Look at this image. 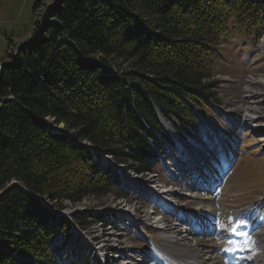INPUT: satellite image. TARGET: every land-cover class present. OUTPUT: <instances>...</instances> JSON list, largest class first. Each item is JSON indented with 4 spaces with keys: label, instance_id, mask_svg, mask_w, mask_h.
I'll use <instances>...</instances> for the list:
<instances>
[{
    "label": "trees",
    "instance_id": "obj_1",
    "mask_svg": "<svg viewBox=\"0 0 264 264\" xmlns=\"http://www.w3.org/2000/svg\"><path fill=\"white\" fill-rule=\"evenodd\" d=\"M34 15L0 82V192L17 181L0 193V264H61L70 220L43 199L62 208L122 194L97 148L154 169L160 136L171 139L158 110L191 130L190 103L214 96L221 38L264 33V0H35ZM91 216L73 214L83 224Z\"/></svg>",
    "mask_w": 264,
    "mask_h": 264
},
{
    "label": "rangeland",
    "instance_id": "obj_2",
    "mask_svg": "<svg viewBox=\"0 0 264 264\" xmlns=\"http://www.w3.org/2000/svg\"><path fill=\"white\" fill-rule=\"evenodd\" d=\"M34 5L35 0H0V63L6 59L7 52L9 51L10 37L15 41V43L12 45V50L15 51L17 45L20 42L27 40V38L32 35L35 27ZM40 17L41 12L39 10L37 11L36 18ZM263 38L264 35L260 39V41L255 42V39L252 35L248 33H241L237 30H232L231 33L223 36L219 41L220 52L215 57L212 65V79L217 81L213 88V94L214 97H216V99H218V101L220 102L221 107L215 108L208 104H204L202 109L205 113L209 114L211 118H217L221 122L224 121V124H227L226 126H229L231 124L227 120L224 111L236 109L240 114H242L244 106L249 102L246 91L248 88L253 89L258 93L260 92V100L257 105L259 107V110L263 112L264 118V84L258 81L260 79H264V48L260 47V45L263 44ZM10 59L11 58H7L6 60ZM121 66L125 65L122 64ZM114 68L118 69L119 65H114ZM260 107L263 110H261ZM54 127L58 130H62L64 124H55ZM254 127L255 126L251 125L239 127V129L229 127L234 136L235 144L237 145V147H241V151L238 149V152L244 153L238 159L233 168V177L230 178V190L226 195V200L223 198V204L225 206L223 209L225 212L229 210L230 215L235 216L236 213L245 210L246 214L248 215H243L245 213L243 211V214H238V218L236 217L235 220L233 219L232 222H229L228 226H237L241 224L242 229V222L250 221L254 223V225L250 228L253 232H255L257 228H259V226L261 227V229H264V130L261 128L259 129V127H257V129H253ZM186 142L189 141L186 140ZM124 169H126V172H129L131 176L137 175L132 171H128L127 168ZM141 179H143V182L145 184L148 183L146 180L148 179L147 177H141ZM169 180H171V178H169ZM225 189H227L228 191L229 187H226ZM227 191H225V193ZM129 195V199L122 198V200H116V198L114 199V194L112 193H109L102 198L90 196L84 199L83 202L79 203H74L66 200L62 206L64 208H56L58 210L72 211L73 214H82L83 212H90V210H93L95 208L101 209L97 211L106 210L104 208L118 209L119 206L130 208L133 202L144 201L143 199L139 200L141 196H137L136 191L130 193ZM184 196L182 197L183 200ZM46 199L45 201L52 205L51 209L53 207L55 209V206L53 205L54 201L49 200V198ZM168 199V201L176 205H178V201H180L179 197H169ZM184 201L186 202V200ZM250 203H254V205H257L256 207H258L261 212L255 211V206L250 205ZM137 204L138 203H136V205ZM240 215L242 218H239ZM95 218L96 217H93V219H88L89 222L86 221L84 225L85 227L82 225V227H84L83 229L86 232V235L90 237L93 244L99 239L92 236L100 234L102 235L109 232L108 234L115 237L114 234L119 233L127 236L125 241L129 239V242L131 244L128 246L129 248L132 247L133 244H135L139 246V248L143 247L147 250L148 241L145 240L143 236H140L139 229L137 227L135 229H130L127 226L126 221V223H119V225L115 226L117 230L110 227L102 229L101 226L103 227V225H98L100 224V219L97 218L99 221H96ZM249 218L252 219L250 220ZM256 223L259 225H257ZM73 224L80 225L79 222H74ZM128 225H130L129 222ZM167 225L168 224L166 223V226ZM90 229L95 230V234H91ZM233 229V227H230V231L228 232H231ZM241 233L243 234L242 240L248 238V241L252 244L253 240L250 238V235L245 232L244 229L241 230ZM157 235L160 236L161 232H158ZM224 237L227 238V236ZM231 239L229 241H231ZM221 240H224V238ZM59 241H62L61 237H59ZM63 243L64 245L62 247L64 259L61 264H69L68 261L71 258H74L73 260H77V255L75 256L74 253H70V245L68 244V242L65 241ZM80 244L81 243H77L78 246ZM125 244L127 243H124V246ZM101 248L98 249V254L103 253L105 256H107L108 254H112L109 245L102 250ZM88 253L90 254V250ZM126 253H128V255L130 256L133 255L137 257V254L132 251H127ZM121 261L122 259L118 258V264H121ZM126 261L127 260H125L123 263H126Z\"/></svg>",
    "mask_w": 264,
    "mask_h": 264
},
{
    "label": "bare ground",
    "instance_id": "obj_3",
    "mask_svg": "<svg viewBox=\"0 0 264 264\" xmlns=\"http://www.w3.org/2000/svg\"><path fill=\"white\" fill-rule=\"evenodd\" d=\"M263 42H264V39H263ZM260 47L264 48V43L261 44ZM258 81L264 84V79H260ZM246 91H247V96L249 98V100H248L249 102H248V104H246L244 106V109H243L244 116H243V118L245 119L246 122L248 120L249 121H254L255 118H258V119L261 118L260 120H264L263 112L259 110V107L257 105V103L260 100L259 99L260 92L258 93L255 90L249 89V88ZM252 91H254V92H252ZM261 107H260V109H261ZM261 110H263V109H261ZM263 125H264V122L262 123V126ZM237 126H238V121L233 123V127H237ZM254 128H257V127H254ZM177 171H180V170L177 169ZM126 180H127V184L128 185H131V183L133 182V178L131 177V175L126 176ZM150 180L153 183L156 182L153 177H150ZM228 182L226 183V185L224 187L223 193H225V191H227V189H225V188L229 187ZM207 190H210V189H206V191ZM148 191L149 190H146V189L142 188V189L139 190V194H140V192L148 193ZM163 191L168 193V192H172V191H175V190L173 188L168 187V188H163ZM133 194H131V195H133ZM199 194H201V193L198 192V191H195L194 193H190L191 201H193L195 203H199V202H202L203 200H205ZM140 195H146V194L143 193V194H140ZM224 195L225 194H223L222 198H224ZM207 196H210V195H207ZM256 208H257L256 211H260L261 212V210L258 207H256ZM130 210L135 215V218L132 219V225L133 226H135L138 221L142 222V220H148L149 222H153V224L154 223L158 224L159 221H160V220H155V218L152 216V214L149 211H147L144 206H141L139 203L137 205L133 204L130 207ZM249 210H250V208H249ZM243 211L245 212V210H243ZM250 213H253V212H250ZM125 215H128V213L127 212H121V216H125ZM243 215H245V213ZM217 217H218V220H219V224H218L219 225V230H218L217 233H219L220 230H223V229L227 231V233L225 235V236H227V238L224 237V241H221V239H222L221 237H216V234H217L216 233V234H214V236L211 237L210 240L209 239H204V238H198L197 240H195V242H191V241H188L187 236L177 226H172V225H167L166 226V222H165L164 223L165 224V232H168L169 235L167 237H165V241L166 242L164 243V247L167 250H164L165 254H166V257H164L163 260H167L168 261L167 264H177L176 262L180 261V259L184 256L185 258H187V259H189L191 261L190 264H220L221 263V258L216 253V247H218L220 244L222 246L224 244H227L228 241L231 239V237H230V236H232L231 234L233 232H236L237 230L235 229V231L232 230L231 232H228V231H230L229 228L232 227V225L228 226V223L233 221L232 217H229V218L225 219L223 217L222 213L219 216H217ZM239 217H241V215ZM222 224L226 228L227 227H229V228L225 229V227H222ZM260 224H261V222H260ZM98 225H103V224L100 223ZM253 225H254V223L250 222V221H243L242 222V229H245V232L250 235V238L253 241H252V244H251V242L248 241V238L243 239V245L240 246L241 250H240L239 254L233 255V256H230L228 254L226 256V259L228 261H230V260L232 261L231 264H264V229L263 228L261 229V227L259 226V228H257V230L255 232H253L250 229ZM257 225H259V224H257ZM128 226H130V225H128ZM237 226H239V228H241V224H239ZM106 227L113 228L111 225L110 226H104L103 225V227L101 226L102 229H104ZM90 231H91V234H95V230L90 229ZM90 231H89V233H90ZM108 233L102 234V235L100 234V235H96V236H92V237H95V238L99 239L96 242L95 238H94L95 243L98 244V245H106L107 246L111 242H114V241H118L120 243H124L125 238H123L119 233H118L119 236L114 234L115 237H113L112 235H110ZM122 235H124V234H122ZM113 238H115V239H113ZM225 238L227 239L226 242H225ZM231 241H233V239H231ZM246 242H249V243L246 245ZM80 245L83 247V248H81L83 253L87 254L89 252V250H90V253L92 252V250L88 246V242L86 240H83V244L81 242ZM178 253L182 254V255H179ZM92 258H95V257H92ZM134 259L135 258L132 259V258L127 257V258H125V260H127L126 263H123V264H141L140 262L135 263ZM110 261H112L111 258H110ZM116 262L118 263V259H116Z\"/></svg>",
    "mask_w": 264,
    "mask_h": 264
},
{
    "label": "water",
    "instance_id": "obj_4",
    "mask_svg": "<svg viewBox=\"0 0 264 264\" xmlns=\"http://www.w3.org/2000/svg\"><path fill=\"white\" fill-rule=\"evenodd\" d=\"M45 15H46V11H44L42 13V16H41V22H42V24L45 21ZM26 45H27V42H22L21 44H19L18 48L15 51V59L14 60H6V61H3V62L0 63V82H1V79H2V76H3V71H4L3 68L5 66H7V65L12 64L16 60V58L19 56V52H20L21 47H25ZM159 116H160L161 120H165L162 115H159ZM13 183H17V181L14 180L9 185H11ZM9 185L7 187H9ZM7 187L4 188L0 193H2L5 189H7ZM61 213H63V212H61Z\"/></svg>",
    "mask_w": 264,
    "mask_h": 264
},
{
    "label": "snow or ice",
    "instance_id": "obj_5",
    "mask_svg": "<svg viewBox=\"0 0 264 264\" xmlns=\"http://www.w3.org/2000/svg\"><path fill=\"white\" fill-rule=\"evenodd\" d=\"M233 231H235V229H233ZM249 242H246V245L248 244Z\"/></svg>",
    "mask_w": 264,
    "mask_h": 264
},
{
    "label": "crops",
    "instance_id": "obj_6",
    "mask_svg": "<svg viewBox=\"0 0 264 264\" xmlns=\"http://www.w3.org/2000/svg\"><path fill=\"white\" fill-rule=\"evenodd\" d=\"M28 37V36H27ZM25 40V39H24ZM23 41V40H22Z\"/></svg>",
    "mask_w": 264,
    "mask_h": 264
}]
</instances>
